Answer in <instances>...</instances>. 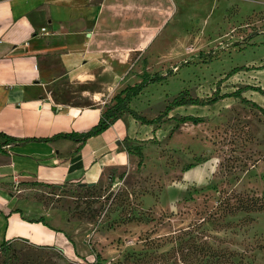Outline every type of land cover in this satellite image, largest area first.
<instances>
[{
  "label": "rangeland",
  "instance_id": "1",
  "mask_svg": "<svg viewBox=\"0 0 264 264\" xmlns=\"http://www.w3.org/2000/svg\"><path fill=\"white\" fill-rule=\"evenodd\" d=\"M168 1L148 52L132 55L129 86L144 85L132 109L152 120L184 93L241 96L174 109L129 141L130 169L98 184L25 188L24 213L76 251L20 240L0 247V264H264V210L230 212L242 198L264 201V0Z\"/></svg>",
  "mask_w": 264,
  "mask_h": 264
},
{
  "label": "crops",
  "instance_id": "2",
  "mask_svg": "<svg viewBox=\"0 0 264 264\" xmlns=\"http://www.w3.org/2000/svg\"><path fill=\"white\" fill-rule=\"evenodd\" d=\"M168 11V0H0V246L23 240L71 250L64 233L24 213L20 192L95 185L109 169L133 166L123 141L142 140L154 124L128 112L81 148L44 139L99 122L131 82L132 55L148 52Z\"/></svg>",
  "mask_w": 264,
  "mask_h": 264
},
{
  "label": "trees",
  "instance_id": "3",
  "mask_svg": "<svg viewBox=\"0 0 264 264\" xmlns=\"http://www.w3.org/2000/svg\"><path fill=\"white\" fill-rule=\"evenodd\" d=\"M144 85H135V86H128L124 90H122L119 94H117L114 99L113 103L110 105H107V108L103 111L102 116L99 120V122L94 125L91 129H89L86 132L82 133H60L53 137L44 139L45 141L55 143L57 140H67L74 143H80V148L92 137L98 136L102 133H104L107 129H109L114 123H116L119 119L122 118V115L124 112L130 113L136 120L141 121L143 124L152 125L157 123L160 120H163L164 118H167L174 109L188 106V105H195V106H206L210 105L214 101H218L220 99L226 98V97H240L241 91L231 94H224L220 95L217 94V96L214 99H199V98H185V93L181 94L180 96L176 97L175 100L172 102L171 106L166 108L163 112H161L155 119H148L147 117L141 115L137 111L131 108V102L133 98L138 96L143 89ZM243 92V91H242ZM248 103H252V101H246ZM256 104V103H253ZM262 111L264 109L261 107ZM203 120L202 117H196L193 115L183 116L179 119V122L184 124L188 122H194L198 123ZM124 144L126 145V148L128 152L131 154V148L129 146V140L125 139ZM137 155L140 158V161L138 163V166L140 167L143 162V152L140 147H137ZM93 186V185H92ZM264 210V201H262L260 198H246L241 199L238 207H232L230 210L231 213L236 211H245V212H253V211H262ZM16 212H20L19 210ZM32 222H42L44 225H47V222L43 219H37L32 220ZM69 241L73 244L74 250L76 251V247L74 245V242L68 237ZM12 243L5 242L0 247L6 248L7 245H10ZM98 260H100V255H97Z\"/></svg>",
  "mask_w": 264,
  "mask_h": 264
},
{
  "label": "water",
  "instance_id": "4",
  "mask_svg": "<svg viewBox=\"0 0 264 264\" xmlns=\"http://www.w3.org/2000/svg\"><path fill=\"white\" fill-rule=\"evenodd\" d=\"M84 185H89V186H91V185H93V184H84Z\"/></svg>",
  "mask_w": 264,
  "mask_h": 264
},
{
  "label": "built area",
  "instance_id": "5",
  "mask_svg": "<svg viewBox=\"0 0 264 264\" xmlns=\"http://www.w3.org/2000/svg\"><path fill=\"white\" fill-rule=\"evenodd\" d=\"M45 29V28H44Z\"/></svg>",
  "mask_w": 264,
  "mask_h": 264
}]
</instances>
